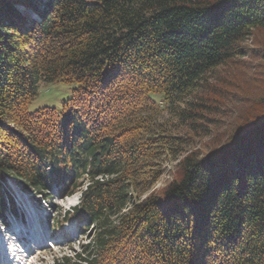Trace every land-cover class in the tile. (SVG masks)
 Returning <instances> with one entry per match:
<instances>
[{
  "label": "trees",
  "instance_id": "1",
  "mask_svg": "<svg viewBox=\"0 0 264 264\" xmlns=\"http://www.w3.org/2000/svg\"><path fill=\"white\" fill-rule=\"evenodd\" d=\"M258 30L264 0H0V219L13 209L2 182L54 185L79 192L63 218L88 229L54 264H264V97L141 197L188 142L157 114L206 129L219 106L197 92H215L209 74ZM40 80L77 86L29 112Z\"/></svg>",
  "mask_w": 264,
  "mask_h": 264
},
{
  "label": "rangeland",
  "instance_id": "2",
  "mask_svg": "<svg viewBox=\"0 0 264 264\" xmlns=\"http://www.w3.org/2000/svg\"><path fill=\"white\" fill-rule=\"evenodd\" d=\"M38 5L42 8V3H38ZM17 9L25 15H30V18H35L33 12L26 8L18 5ZM244 45L245 53L243 55L224 66H219L209 74V82L215 87V92H211L207 87V89L203 88L197 92L198 96L211 97L219 106V111L207 114L210 119H213L211 123H207V120L201 121L202 126L208 124L205 126L206 129L191 131L166 110L157 114V130L165 134L170 133L173 136H185L188 138V142L181 144L158 160L157 167L161 174L157 180L153 181L150 188L143 192L141 197L152 193L153 189L163 186L173 177L178 169L180 158L186 152L191 149L200 153L207 152L209 146L216 142L215 140L221 139V135L229 127L242 119L245 115L242 114L244 109L264 97V30L254 32L253 37L246 40ZM76 86L77 84L74 82H44L40 80L37 85V93L27 105V110L33 112L45 106L59 109L63 101L71 96ZM218 91H222V95H219ZM261 107L263 104H260ZM252 109L254 108L252 107ZM6 186L9 196L12 198L15 212L19 215V218L15 216L16 219H13L8 212L5 216L6 222L11 221L14 224L23 218L27 224L32 225L27 227L31 229L32 235L47 236L43 239L35 235L39 241H36V246L28 248L26 251L29 255V264H52L53 258H60L62 255L71 256L79 250L81 243L87 241L83 234L88 232V229H85L83 233L82 231L74 233L76 228L74 220L63 223L61 230L57 232L54 231L55 228L53 227L55 223L61 221L64 210H67L74 203L78 197V192L66 198H59L54 193L55 187L53 186L49 190L53 194L52 196L40 192L35 193L31 189L21 190L19 184L10 179H7ZM3 233L4 229L0 224V236ZM13 243L16 242H11V245Z\"/></svg>",
  "mask_w": 264,
  "mask_h": 264
},
{
  "label": "bare ground",
  "instance_id": "3",
  "mask_svg": "<svg viewBox=\"0 0 264 264\" xmlns=\"http://www.w3.org/2000/svg\"><path fill=\"white\" fill-rule=\"evenodd\" d=\"M11 251H12V256H13V259H14V263L15 264H24L25 263V261L27 260V257H22L16 250H17V247H18V244H16V243H13L12 245H11ZM22 257V258H21ZM0 259H2V264H4V260H6L5 259V257H0Z\"/></svg>",
  "mask_w": 264,
  "mask_h": 264
}]
</instances>
